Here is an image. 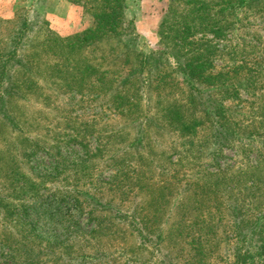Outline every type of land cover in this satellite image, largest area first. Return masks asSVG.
Masks as SVG:
<instances>
[{"label":"rangeland","instance_id":"obj_1","mask_svg":"<svg viewBox=\"0 0 264 264\" xmlns=\"http://www.w3.org/2000/svg\"><path fill=\"white\" fill-rule=\"evenodd\" d=\"M36 2L0 0V47ZM124 11L77 48L56 38L95 9L47 0L55 35L33 25L10 61L0 264H264V0Z\"/></svg>","mask_w":264,"mask_h":264},{"label":"trees","instance_id":"obj_2","mask_svg":"<svg viewBox=\"0 0 264 264\" xmlns=\"http://www.w3.org/2000/svg\"><path fill=\"white\" fill-rule=\"evenodd\" d=\"M36 6L39 9L38 12L33 16V20L28 17V10L24 7H19V9H24L23 22L19 28V31L16 35L10 38V43H13L12 49L5 50V47H0V82L3 83L6 80V86L10 85L11 75L8 73L9 67L11 65L10 61H13L15 58L19 56L20 47H22V40L26 36V32L28 28L32 27L35 24H39L43 21V24L47 26V33L50 37H53L55 33L52 31L53 29L50 27L49 22L47 20H43L41 18L42 12H44V8L46 6L47 0H36ZM72 3L84 5L89 4L93 9H95L96 17H97V27L94 29H88L86 32L76 35L75 37H66L56 38L61 45L63 42H71V44H75L77 48L83 47L89 43H95L100 40L106 39L108 36H112L114 34H120L119 31L122 24H125L127 20H125V11L126 9V1L127 0H69ZM17 10V12H18ZM18 13H16L15 20L18 19ZM13 20V21H15ZM10 21V22H13ZM135 32V29H133ZM112 49H114L112 47ZM15 64L19 62V60H14ZM23 61L21 60V63ZM10 63V64H9ZM264 249V246H262Z\"/></svg>","mask_w":264,"mask_h":264},{"label":"crops","instance_id":"obj_3","mask_svg":"<svg viewBox=\"0 0 264 264\" xmlns=\"http://www.w3.org/2000/svg\"><path fill=\"white\" fill-rule=\"evenodd\" d=\"M49 22V21H48ZM49 25H50V23H49ZM50 27H51V25H50ZM52 28V27H51Z\"/></svg>","mask_w":264,"mask_h":264}]
</instances>
